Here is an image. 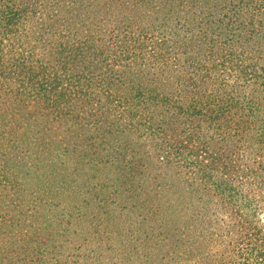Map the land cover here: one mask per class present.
I'll list each match as a JSON object with an SVG mask.
<instances>
[{
  "label": "trees",
  "instance_id": "1",
  "mask_svg": "<svg viewBox=\"0 0 264 264\" xmlns=\"http://www.w3.org/2000/svg\"><path fill=\"white\" fill-rule=\"evenodd\" d=\"M264 0H0V264H264Z\"/></svg>",
  "mask_w": 264,
  "mask_h": 264
},
{
  "label": "rangeland",
  "instance_id": "2",
  "mask_svg": "<svg viewBox=\"0 0 264 264\" xmlns=\"http://www.w3.org/2000/svg\"><path fill=\"white\" fill-rule=\"evenodd\" d=\"M263 219H264V216H263Z\"/></svg>",
  "mask_w": 264,
  "mask_h": 264
}]
</instances>
